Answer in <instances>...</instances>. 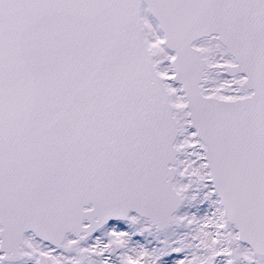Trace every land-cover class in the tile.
Listing matches in <instances>:
<instances>
[{
	"label": "snow or ice",
	"instance_id": "snow-or-ice-1",
	"mask_svg": "<svg viewBox=\"0 0 264 264\" xmlns=\"http://www.w3.org/2000/svg\"><path fill=\"white\" fill-rule=\"evenodd\" d=\"M0 264H264V0H0Z\"/></svg>",
	"mask_w": 264,
	"mask_h": 264
}]
</instances>
